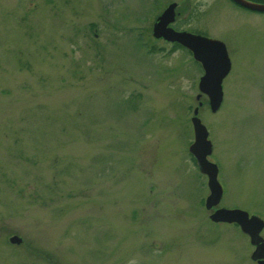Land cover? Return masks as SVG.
Instances as JSON below:
<instances>
[{
	"label": "rangeland",
	"instance_id": "obj_1",
	"mask_svg": "<svg viewBox=\"0 0 264 264\" xmlns=\"http://www.w3.org/2000/svg\"><path fill=\"white\" fill-rule=\"evenodd\" d=\"M170 1L0 0V264H258L209 214L264 220V11L174 0L176 28L226 45L212 111L190 50L152 34ZM199 101L223 188L210 209Z\"/></svg>",
	"mask_w": 264,
	"mask_h": 264
},
{
	"label": "water",
	"instance_id": "obj_2",
	"mask_svg": "<svg viewBox=\"0 0 264 264\" xmlns=\"http://www.w3.org/2000/svg\"><path fill=\"white\" fill-rule=\"evenodd\" d=\"M235 3L256 11H264V3L254 0H232ZM176 1H170L153 21L152 34L154 37H163L187 47L195 60L199 61L203 73L198 81V88L208 96L209 107L212 111L219 108L222 98V80L231 68L230 58L225 43L215 37L193 32L187 29H178L172 25L176 18ZM201 92L197 94L200 96ZM199 104L193 108L191 122L193 125L194 140L189 145V151L194 155L199 170L207 175L209 193L205 198L207 209L219 203L223 188L217 178L218 167L208 159L212 151V143L208 138V130L201 121L198 110ZM213 221L236 222L241 230L249 236L254 245L251 258L258 264H264V238L261 230L264 220L256 214H249L240 207L218 206L210 214ZM12 242H21L18 235L10 237Z\"/></svg>",
	"mask_w": 264,
	"mask_h": 264
},
{
	"label": "trees",
	"instance_id": "obj_3",
	"mask_svg": "<svg viewBox=\"0 0 264 264\" xmlns=\"http://www.w3.org/2000/svg\"><path fill=\"white\" fill-rule=\"evenodd\" d=\"M174 45H175V46H180V45H179L178 43H176V42L174 43Z\"/></svg>",
	"mask_w": 264,
	"mask_h": 264
}]
</instances>
